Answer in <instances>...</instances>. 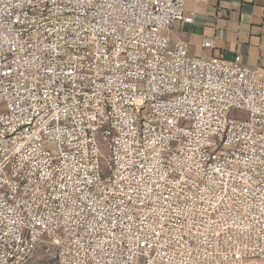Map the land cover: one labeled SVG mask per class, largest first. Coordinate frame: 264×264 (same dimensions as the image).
I'll return each mask as SVG.
<instances>
[{"label":"built area","instance_id":"obj_1","mask_svg":"<svg viewBox=\"0 0 264 264\" xmlns=\"http://www.w3.org/2000/svg\"><path fill=\"white\" fill-rule=\"evenodd\" d=\"M189 1L0 0V264H264V72Z\"/></svg>","mask_w":264,"mask_h":264},{"label":"crops","instance_id":"obj_2","mask_svg":"<svg viewBox=\"0 0 264 264\" xmlns=\"http://www.w3.org/2000/svg\"><path fill=\"white\" fill-rule=\"evenodd\" d=\"M185 12L193 23L176 24L170 36L186 41L191 57H240L244 66L264 72V0H190ZM207 42L211 48H204Z\"/></svg>","mask_w":264,"mask_h":264},{"label":"rangeland","instance_id":"obj_3","mask_svg":"<svg viewBox=\"0 0 264 264\" xmlns=\"http://www.w3.org/2000/svg\"><path fill=\"white\" fill-rule=\"evenodd\" d=\"M30 264H56L54 261H46L42 252H38Z\"/></svg>","mask_w":264,"mask_h":264}]
</instances>
